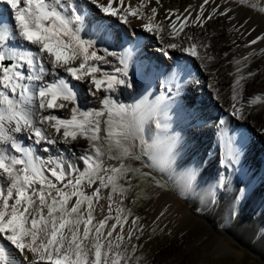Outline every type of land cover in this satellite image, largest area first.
Returning a JSON list of instances; mask_svg holds the SVG:
<instances>
[{"label": "snow or ice", "instance_id": "obj_1", "mask_svg": "<svg viewBox=\"0 0 264 264\" xmlns=\"http://www.w3.org/2000/svg\"><path fill=\"white\" fill-rule=\"evenodd\" d=\"M0 2L6 6L5 12H0V264H139L143 258L136 256L139 245L134 241L140 240L145 226L140 216H133L124 206L126 193L137 175L153 180L156 187L165 185L126 161H140L144 167L160 172L173 164L182 145V136L175 127L173 101L186 96L190 61L175 59L171 65L138 63L133 57L140 48L139 37L117 31L110 21L132 26L133 20H138L139 27L154 34L161 44L168 37L172 42L164 45L165 56L171 49L203 59L200 48L208 46L197 43L196 36L189 35L187 29H203L217 16L233 19V9L213 8L205 15V6L214 0H202L197 15H190V9L183 15L168 9L159 19L162 0H138L136 4L131 0ZM153 2L155 7L151 6ZM236 3L264 14V0ZM89 5L105 18H98ZM85 24L88 38L82 35ZM245 24L247 21L240 28ZM261 40L264 35L246 46ZM109 57L118 61L115 75L103 74L99 66L101 61L110 63ZM61 69L72 80L90 81L95 88L92 95L101 90L111 93L136 88L138 84L143 92L132 104L118 102L109 95L101 100L99 109L81 110L76 89L71 80L59 74ZM245 79L240 75L232 85L231 115L237 119L245 118L243 107L237 103V86ZM262 101L264 98L255 96L249 103ZM65 102L75 105L69 119L52 114V110L65 108ZM219 123L224 125L225 121ZM48 128L63 143L79 138L89 142V148L78 157L80 165L51 157L44 160L25 143H57L49 137ZM217 136L224 146L219 157L224 171L218 172L212 182L209 202L215 203L221 195L234 191L235 215L236 205L246 197L248 188L239 174L244 137L241 134L237 139L224 127L219 128ZM145 156L148 163H144ZM104 190H108L107 197L103 196ZM105 198L107 214L97 220L104 209L101 207L98 213L96 205ZM164 214L162 211L150 226L153 233Z\"/></svg>", "mask_w": 264, "mask_h": 264}, {"label": "bare ground", "instance_id": "obj_2", "mask_svg": "<svg viewBox=\"0 0 264 264\" xmlns=\"http://www.w3.org/2000/svg\"><path fill=\"white\" fill-rule=\"evenodd\" d=\"M131 3L136 4L138 0H131ZM201 3L202 0H162V6L158 7L159 19H163L168 9L178 11L181 15L186 9H190V15H197ZM151 6L156 5L153 2ZM89 7L98 18H105L96 12L94 6L89 5ZM5 8L6 6L0 2V12H5ZM205 8V15L211 14L213 8H232L230 16L233 19L217 16L208 21L203 29L196 26L187 29L189 35L196 36L197 43L208 46L200 48L203 59H193L179 51L167 50L170 64L175 59H180L182 62L190 61L191 75L186 83L199 77L203 83L211 80L213 85L212 92L199 87L197 83L191 84V89L185 85L186 96L181 95L173 101L175 127L182 136V145L176 153L173 164L164 172L157 170L162 174L163 180L167 179L171 185L170 187L165 185L163 188L155 187L148 207L141 214L133 213L131 210L133 216L142 218L140 223L145 226V232L140 240L134 241L139 245L136 256L143 258L139 264H188V258L192 256L198 245L205 247L206 253L214 251L219 254L218 252L236 253L238 243H249L257 246L258 252L264 256V224L262 223L264 221V132L261 131L264 129V101L256 105L249 103L253 97L264 95V40L246 46L252 39L264 35V14L240 6L236 0H214ZM244 21H247V24L244 28H240V24ZM110 22L117 31L122 32V27H126L116 20ZM140 23L138 20H133L132 26L127 25L133 31L132 34L140 39V48L134 54V60L145 65L149 62L152 65H162L158 56H152L146 52V49L149 48L150 52L157 55L163 54L164 45L172 41L165 37L164 44H161L154 34L144 32L139 27ZM87 28L88 25L85 24L86 31L82 34L84 38H88ZM151 45H155L156 48H152ZM103 47V44L99 45L100 49ZM112 50L118 51L115 47H112ZM100 54L104 53L101 51ZM245 56H248L247 60L244 59ZM108 59L117 64L115 69L118 66L117 59L115 57ZM237 61L240 63L237 64ZM111 65V63L99 62L100 68H109L112 67ZM250 72L255 75L249 77ZM63 73L62 69L59 70V74L71 80L74 85L80 109L81 106L86 110L99 109L101 100L105 96L111 95L114 98L112 92L103 90L92 95L95 88L90 81H75L66 72L64 75ZM240 75L246 77L241 81V85L237 86L239 92L237 103L238 106L245 107L244 119L230 116L233 103L232 85ZM49 79L54 78L49 77ZM84 88H87L89 93L84 94ZM191 90H195L193 94ZM141 92L143 88L138 84L134 88L133 97L129 92L124 93L125 104L134 103L139 99ZM94 98L101 100L94 101ZM197 99L199 100L197 105L192 104V101L196 102ZM200 105H204L206 107H203L204 111L207 112H203L202 107L199 108ZM72 106L75 105L66 103L65 108L52 110V114L69 119ZM208 107L212 112L208 111ZM64 114L67 115L65 118L62 117ZM222 119L225 124L215 126ZM214 121L216 123H213ZM220 127L227 128L229 134L237 139L241 134L244 137L239 174L248 184V188L246 197L236 205L235 215L232 211L236 192L233 191L231 195H221L215 203L209 202L210 189L214 186L212 182L218 172L224 171L219 163V157L223 153V144L218 142L217 136ZM47 131L50 138L58 140L57 143L36 144L33 140H25V143L44 160L51 157L66 164L80 165L78 157L89 148V142L79 138L73 142L63 143L53 129L48 128ZM137 145L139 147V142ZM55 147L59 152L54 149ZM229 172L231 173V170ZM104 194L108 195V192L103 193L105 197L107 195ZM195 205L200 207L202 216L194 212ZM101 207L104 211L97 215V220L107 214V199L100 200L96 205L98 213ZM113 207L115 208V205ZM162 211L165 214L160 217L159 227L153 233L150 226H154L156 217ZM161 228L164 229L163 232L160 231ZM29 257L31 258V254ZM193 259L192 264H209V261L200 254Z\"/></svg>", "mask_w": 264, "mask_h": 264}, {"label": "rangeland", "instance_id": "obj_3", "mask_svg": "<svg viewBox=\"0 0 264 264\" xmlns=\"http://www.w3.org/2000/svg\"><path fill=\"white\" fill-rule=\"evenodd\" d=\"M3 9V8H1ZM125 26V25H124ZM122 32H127L132 34L133 31L126 25V27H122ZM155 46V45H154ZM151 50L148 48V50L146 49V52L149 54H152V56H158V58L160 59L159 61L163 64H168L171 65L169 63L170 58L161 53H159L158 55L150 52ZM110 63L112 64V67L109 68H101L103 70V74H112L115 75V71H114V67L117 65L113 60L110 59ZM62 72H64L62 70ZM65 74V72L63 73V75ZM98 76L102 75V73H97ZM197 83V85L201 88L204 87L207 90H211V86L213 85V82L211 80H206L205 83H203V80L199 77H196L195 79L190 80L188 83H186L185 85L191 89V84H195ZM82 91V89H81ZM193 91L195 90H191L192 94ZM83 92V91H82ZM129 92L130 96L133 97L134 95V88H120L113 93L114 99L117 100L118 102H122L125 103L126 102V97L124 96V93ZM212 92V90H211ZM84 94L89 93V90L87 88H84ZM213 97H216L212 94ZM262 98H264V95H260ZM100 98H94V101H98L100 102ZM195 100L192 101V104L194 103V105H197L195 102ZM199 100L197 99L196 102H198ZM214 101V100H212ZM215 102V101H214ZM73 107V106H72ZM202 107V109H201ZM206 108L204 105H200L199 108L203 111V112H207L204 111V108ZM245 108V107H243ZM82 110H86V108L84 106H81ZM200 110V111H201ZM212 112V111H211ZM65 116L67 115H62V117L65 118ZM230 116H232L230 114ZM221 119V118H220ZM226 119V117L224 118V120ZM223 120V119H222ZM213 123H216V121H214ZM219 123V122H218ZM216 124L215 126H219L220 124ZM217 126V127H218ZM225 128V127H224ZM29 141V140H28ZM205 143V142H203ZM223 146V145H222ZM54 147V146H53ZM224 147V146H223ZM57 152H59V150H57L58 148L55 147L54 148ZM136 151L139 152L140 148L137 146ZM144 163H148V157H143ZM127 164L131 165L132 167L135 168H140L142 170V172L144 173H150L151 176H154L156 178V180H160L164 185L170 187V182H168V180H163V176L161 173H159V171L154 170L150 167H144L143 164L140 161H135V160H128L126 161ZM121 183H123V181H121ZM132 185L133 187L126 193V199L124 200V206L130 210L133 211V213H137V214H141L143 211L146 210V208L148 207L151 198L153 196V190L156 187L155 186V182L151 179H145L143 177H139V175H137L136 178L132 179ZM86 191L91 192V189H86ZM108 192V190H104L103 193ZM107 195V194H104ZM107 197V196H105ZM119 198V197H118ZM106 199V198H105ZM214 207L212 206V209ZM211 209V210H212ZM194 212L200 216L203 215V213L200 210V207L198 208L196 205L194 206ZM262 223L264 224V221H262ZM237 252L236 253H231V252H218L219 254H217V252L214 251H210L208 253H206V249L205 247H203L202 245H198L192 256L188 258V264H192L194 263V259L197 255H202L203 257H205V259H207V261H209V264H264V256L261 255L260 252H258L257 250V246L255 247V245H250L248 244H241L238 243L236 246ZM259 249V248H258Z\"/></svg>", "mask_w": 264, "mask_h": 264}]
</instances>
